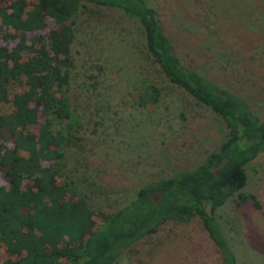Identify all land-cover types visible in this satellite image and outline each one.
Returning <instances> with one entry per match:
<instances>
[{
    "label": "rangeland",
    "instance_id": "rangeland-1",
    "mask_svg": "<svg viewBox=\"0 0 264 264\" xmlns=\"http://www.w3.org/2000/svg\"><path fill=\"white\" fill-rule=\"evenodd\" d=\"M144 1L155 9L183 65L236 94L264 119V0ZM25 2L29 8L34 0ZM74 20L67 96L78 127L69 128L58 169L89 208L109 212L143 183L193 169L227 131L219 115L164 76L135 19L86 4ZM45 23L50 29L51 20ZM148 85L158 89V100L139 105L138 95ZM245 173L243 190L261 208L237 205L232 197L216 209L215 219L234 264H264V151ZM4 258L0 246V262ZM111 264L222 262L200 220L192 218L164 222Z\"/></svg>",
    "mask_w": 264,
    "mask_h": 264
},
{
    "label": "trees",
    "instance_id": "trees-1",
    "mask_svg": "<svg viewBox=\"0 0 264 264\" xmlns=\"http://www.w3.org/2000/svg\"><path fill=\"white\" fill-rule=\"evenodd\" d=\"M5 1L0 0V246L5 254L0 264H111L164 222L192 218L200 220L222 264H234L215 211L232 197L237 205L261 208L243 187L245 166L264 151V119L239 96L183 65L144 0H34L29 8L25 0ZM86 4L135 19L164 76L219 115L227 131L193 169L143 183L109 212L89 208L58 169L69 128L78 127L67 90L74 19ZM158 94L152 85L143 87L138 104L155 103Z\"/></svg>",
    "mask_w": 264,
    "mask_h": 264
}]
</instances>
